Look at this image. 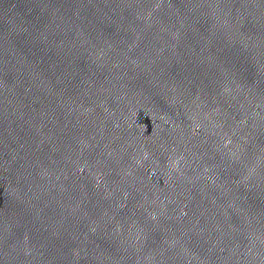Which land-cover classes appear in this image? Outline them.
<instances>
[{
	"label": "water",
	"instance_id": "obj_1",
	"mask_svg": "<svg viewBox=\"0 0 264 264\" xmlns=\"http://www.w3.org/2000/svg\"><path fill=\"white\" fill-rule=\"evenodd\" d=\"M0 264H264V0H0Z\"/></svg>",
	"mask_w": 264,
	"mask_h": 264
},
{
	"label": "clouds",
	"instance_id": "obj_2",
	"mask_svg": "<svg viewBox=\"0 0 264 264\" xmlns=\"http://www.w3.org/2000/svg\"><path fill=\"white\" fill-rule=\"evenodd\" d=\"M144 158L147 159V154H145V157Z\"/></svg>",
	"mask_w": 264,
	"mask_h": 264
}]
</instances>
